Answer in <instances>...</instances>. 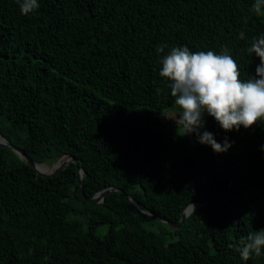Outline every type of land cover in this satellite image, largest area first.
I'll use <instances>...</instances> for the list:
<instances>
[{
	"label": "trees",
	"instance_id": "obj_1",
	"mask_svg": "<svg viewBox=\"0 0 264 264\" xmlns=\"http://www.w3.org/2000/svg\"><path fill=\"white\" fill-rule=\"evenodd\" d=\"M38 2L25 16L17 0H0V135L37 163H78L45 178L0 147V264H264L234 247L264 229V124L227 132L206 114L201 133L232 145L217 153L193 134L209 163L171 122L181 110L159 76L163 56L183 46L226 47L242 80L256 76L260 60L247 48L264 34V17L251 11L255 0ZM77 166L88 198L122 192L84 202ZM231 179L226 198L177 230L125 197L179 222L188 203L220 197Z\"/></svg>",
	"mask_w": 264,
	"mask_h": 264
},
{
	"label": "clouds",
	"instance_id": "obj_2",
	"mask_svg": "<svg viewBox=\"0 0 264 264\" xmlns=\"http://www.w3.org/2000/svg\"><path fill=\"white\" fill-rule=\"evenodd\" d=\"M17 3L25 16L40 8L38 0H17ZM251 11L264 17V0H255ZM244 35L242 31L240 38ZM157 51L162 53L164 48L158 47ZM247 52L255 53L260 60L256 76L247 80L241 79L238 64L226 47L219 54L211 50L192 52L187 46L173 47L163 56L159 76L168 82L174 103L181 110L176 123L183 136L195 134L198 143L224 153L232 147L227 139L221 144L212 133H201L205 111L227 132L264 124V34L253 39ZM234 247L244 261L253 255H264V229L241 236Z\"/></svg>",
	"mask_w": 264,
	"mask_h": 264
},
{
	"label": "water",
	"instance_id": "obj_3",
	"mask_svg": "<svg viewBox=\"0 0 264 264\" xmlns=\"http://www.w3.org/2000/svg\"><path fill=\"white\" fill-rule=\"evenodd\" d=\"M206 114H207V112L205 111L204 116ZM186 136L188 138V141L190 142V144L192 145V147L196 151V153L199 154L204 159H206L207 162L211 163V161L209 159H207V157L200 151L198 146L195 144L194 139H193V134H188ZM0 147L9 148V149L13 150L19 156V158L21 160L25 161L26 164L28 166H30L38 175L45 177V178L53 177L56 174H59L65 168L70 166L72 163H74V164L78 163V160L74 156H71V155L61 156L60 158H58L53 163L52 167H49L46 163H37L31 157H29V155L25 151H23L21 148L15 146V145H13L7 138H5L1 135H0ZM58 163H59V165H58ZM41 165H45V166L49 167L48 168L49 171L48 172H41L38 168ZM212 165L215 168L219 169V167L216 166L215 164H212ZM77 175H78V185L80 188V193H81V196H82V199L84 202L96 203V204L103 203L105 201L106 197L109 194H111L112 192H116V191L122 192V189L111 186L109 188H106L102 191L97 192L92 198H88L84 192V189H83L84 170L80 166H77ZM234 186H235V182L233 179H231L230 187L220 197H218L214 200H210V201H192V202L188 203L184 207V209L181 213V220L179 222H172V221H170L164 217H161L159 215H156V214H153V213H150L148 211L143 210L139 206V204L136 202V200L130 194H125V197L129 201V203L132 205L133 209L143 218H145L147 220L161 221V222L165 223L168 227H170L172 230H177L185 222V220L194 212L195 209H199V208L211 205V204L217 202L218 200L226 198L227 195L232 191ZM192 205H195V208Z\"/></svg>",
	"mask_w": 264,
	"mask_h": 264
},
{
	"label": "rangeland",
	"instance_id": "obj_4",
	"mask_svg": "<svg viewBox=\"0 0 264 264\" xmlns=\"http://www.w3.org/2000/svg\"><path fill=\"white\" fill-rule=\"evenodd\" d=\"M176 109V108H175ZM173 112V111H172ZM172 112H169V114L170 113H172ZM178 115H179V113H172L171 115H170V120H171V122L173 123V125L174 126H178L177 125V123H176V119L178 118ZM49 167H52L53 165H49V164H47ZM154 226L156 227V228H161L163 225L160 223V222H155L154 223ZM107 226H101L98 230H97V235H99V236H102V235H104L105 233H106V231H107Z\"/></svg>",
	"mask_w": 264,
	"mask_h": 264
},
{
	"label": "bare ground",
	"instance_id": "obj_5",
	"mask_svg": "<svg viewBox=\"0 0 264 264\" xmlns=\"http://www.w3.org/2000/svg\"><path fill=\"white\" fill-rule=\"evenodd\" d=\"M58 165H59V163H58ZM39 168V170L41 171V172H48L49 171V167H47V166H45V165H41V166H39L38 167Z\"/></svg>",
	"mask_w": 264,
	"mask_h": 264
}]
</instances>
